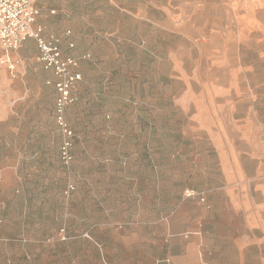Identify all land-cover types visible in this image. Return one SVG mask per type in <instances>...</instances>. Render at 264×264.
Masks as SVG:
<instances>
[{
    "label": "crops",
    "instance_id": "crops-1",
    "mask_svg": "<svg viewBox=\"0 0 264 264\" xmlns=\"http://www.w3.org/2000/svg\"><path fill=\"white\" fill-rule=\"evenodd\" d=\"M103 1L107 2L109 9L97 4L94 6L93 0L88 5L92 12L97 10L95 15L107 21L106 26H102L99 41L105 39L107 45L114 40L119 41L118 45L124 44L120 49L123 51L126 42L122 29L112 25L115 19L123 20V7L116 0ZM139 1L146 3L147 11L154 9L153 0ZM146 18L150 21L148 16ZM145 24L150 25L149 22ZM155 27L159 31L156 39L162 44L174 36L160 26ZM70 42L73 41L68 38V46L62 43V48L66 53L79 56L77 51L67 49ZM24 44L20 49L23 56L34 53L32 40L28 39ZM180 49L185 51V42ZM144 50L140 56L144 60L140 59L137 67L127 68L121 59L125 52L113 63L115 55L108 53L105 56L112 65L109 69L114 77L110 91L113 110H118L117 115H121L120 124L116 125L112 135L115 150L112 163L115 167L109 174L113 181L109 188L115 193L106 198L114 199L112 217L104 218L102 215L104 182L95 117L89 127L91 142L94 141L97 147L96 173L91 185L93 191L83 202L86 206L84 212L66 219L59 230L54 229V239L58 242L54 244L56 254L51 264H61L58 261L60 248L66 245L60 239L63 227L72 237L84 238L94 234L99 239L106 233L115 235L119 247L123 252H129L130 261L134 264H264V255L256 253L258 240L250 238L251 234L256 235L258 226L264 224V185L257 191L252 188L242 156L244 149L264 148V103H261L264 93L257 91L259 86L255 85L248 67L242 63H221L204 53L198 66H186L170 56L167 59L169 71L160 66L159 63L164 61L160 56ZM215 54L219 55V52L215 50ZM149 57L151 66H148ZM38 67L44 72V78L37 95L39 102H30L32 121L29 129L33 132L24 147L19 145L17 137L10 143L0 138V264H10L11 260L14 264L23 263L22 247L12 242L21 236L25 221L21 195L26 193L27 187L34 188L37 179L30 176L33 179L26 182L22 164H31V169L35 170V164L42 161L46 168H50V163L55 160L54 147L59 148L61 142L54 113L56 90L53 84L47 83L55 77L41 61ZM5 69L0 66V123L16 116L13 107L17 97L5 76ZM80 70L83 78L81 65ZM176 81H180V89L176 88ZM80 86L78 83L75 90L79 101L69 106L78 111L79 120L83 115L81 108L86 106ZM260 88H264V83ZM129 98L135 100L132 102ZM37 104L39 110L34 109ZM37 112L41 114L40 118ZM19 130L15 123L13 131L16 136ZM180 141L185 146L191 142V149L200 146L199 152L215 151L217 159H209L204 165L194 161L180 164L173 160L178 149L176 144L179 145ZM186 149L183 154L187 155ZM165 156L167 161L163 160ZM250 160L257 163L256 179L260 178L264 175L261 171L264 161L259 157ZM52 176L50 169L46 180L50 186L53 185ZM189 189L199 194L187 196ZM12 211L14 215H11ZM36 246L31 248V252L40 249Z\"/></svg>",
    "mask_w": 264,
    "mask_h": 264
},
{
    "label": "rangeland",
    "instance_id": "rangeland-1",
    "mask_svg": "<svg viewBox=\"0 0 264 264\" xmlns=\"http://www.w3.org/2000/svg\"><path fill=\"white\" fill-rule=\"evenodd\" d=\"M116 1L123 7L124 18L121 22L115 19L112 25L122 29L126 42L123 51L120 49L124 44L118 45L119 41L114 40L112 44L108 45L105 44V39L99 41L107 21L103 18L100 19L97 14L95 15L97 10L92 12V8L88 7L91 0H36V4L42 10L40 22L43 27L45 26L46 32L64 35L62 43L65 46H68V38H71L75 46L68 47V50L77 51V55L91 52L92 58L81 62L84 79L80 82V91L86 99V106L81 108L82 118L79 120L78 111L75 112L70 109L71 107L67 112L69 123L76 133L73 145L74 161L70 166H64L61 162L59 148L56 146L54 147L55 160L50 163V168L48 166L46 168V164L42 161L35 164L37 166L35 170L31 169L33 166L31 164H22L25 181L30 183L33 179L29 178L30 176H36L37 179L36 186L32 189L27 187L26 193L21 195L24 201L25 221L24 224L22 223L21 236L12 242L22 247V264H51L53 256L56 254L54 244L58 242L54 239V229L59 230L66 219L75 218L86 208L83 202L86 201V198H90L89 194L93 191L92 180L96 173L94 168L96 167L97 147L94 141L91 142L89 130L95 117L99 130V164L102 182H104L102 190L104 192V194L102 193L104 213L102 215L104 218L112 217L111 205L114 199L106 198L115 193L109 188L113 184L109 174L115 167L112 163L115 151L112 142L113 130L116 125L120 124L121 115H117L118 110H113L114 103L110 91L114 77L109 69L112 65L108 60H105L108 53L115 55L113 63L114 59L125 52V56H122L121 59L128 68L132 65L137 67L140 64L139 60H144V58H140L143 49H146L144 51L151 50L164 60L159 63L160 66L169 71L170 65L167 59L170 56L176 61L179 59L186 66H198L202 55L206 53L221 63L238 62L248 67L255 85L259 86L257 91L264 93V88H260L264 83V0H153L155 6H152L154 9L150 11H147L144 1ZM93 2L94 6L97 4L106 9L110 8L106 1L93 0ZM52 10L55 12L52 13ZM146 15L150 21L146 20ZM145 21L150 25L146 26ZM155 26L170 31L174 36L168 40V43H160L156 39L159 31ZM68 30L71 33L66 35ZM30 40L35 44L33 39ZM184 42L185 51H181L180 45ZM35 47L36 44L31 47L34 48V53L31 55L23 56L20 52L21 48L14 52L15 55L21 57V63L15 76H12L4 66L7 69L5 76L10 80L9 85L15 90L17 100L13 107L16 116L8 117L0 123V138L10 143L17 137L19 145L22 147L26 145L33 132L29 129L32 121L30 102L31 100L34 103L39 102L40 98L38 99L37 95H39L38 92L44 78V72L38 67V54L35 55ZM215 50L219 52V55L215 54ZM151 62L152 59L149 57L148 66H151ZM176 82V88L180 89L182 86L180 81ZM134 100V98H129V101L133 102ZM89 103L90 105H88ZM261 103H264V99ZM34 109L39 110L38 104ZM147 109L150 108L147 107ZM37 114L40 118L41 114L39 112ZM15 123L20 128L17 136L13 131ZM180 123L186 124L185 121ZM161 126L162 128L165 126L163 119ZM37 131L41 132L40 129ZM41 139V137L38 138L39 141ZM181 144L184 143L180 141L179 145L176 144L178 149H176L177 154L173 159L180 164L194 161L204 165L205 162L208 163L209 159H217L215 151L211 153L199 152L197 149L200 146L191 149L189 146L191 142L186 146ZM186 148H188L187 155L183 154V151L187 152ZM8 151L10 157L11 149ZM242 153L243 159L246 161L247 180H252V188L257 191L260 186L264 185V175L256 179L258 165L250 159L259 157L261 161H264V148L260 150L247 148L242 150ZM167 159L165 156L163 160L167 161ZM50 169L53 175L52 186L46 183ZM261 171L263 172L264 168ZM68 181L75 182L77 190L65 197L63 192ZM28 189L31 191L29 192ZM11 215H14L13 211ZM36 223L39 225H35ZM109 224L113 223L109 222ZM257 229L256 235L251 234L250 238L258 240L256 253L264 255V224L258 226ZM106 234L99 239L94 234L84 238L73 235L71 239L62 241L66 245L63 244L60 248L61 256L58 261L61 264H134L130 261L129 252L125 253L119 247L120 243L116 240L115 235ZM34 243L39 245H33ZM34 246L40 249L31 252V248ZM10 264H14L12 260Z\"/></svg>",
    "mask_w": 264,
    "mask_h": 264
},
{
    "label": "built area",
    "instance_id": "built-area-1",
    "mask_svg": "<svg viewBox=\"0 0 264 264\" xmlns=\"http://www.w3.org/2000/svg\"><path fill=\"white\" fill-rule=\"evenodd\" d=\"M55 12V10H52ZM42 10L36 5V0H0V66H6L12 76L16 75L21 57L14 52L22 48L28 39H33L38 49V59L44 68L53 71L54 80L47 83L53 84L56 90L55 100V120L58 131L61 133L60 158L62 164L70 166L74 161V138L75 130L67 118V108L79 101V96L75 90L82 78L80 65L82 60L92 58L90 52H85L79 56L66 53L62 48L63 36L54 32H46L45 26L40 23L39 18ZM71 33L70 30L66 35ZM72 48L75 43L70 42ZM64 196H70L76 191L75 182L68 181ZM199 194L194 189L186 192L187 196ZM202 201L205 198L202 197ZM62 241L72 238L68 235L66 228L60 229ZM89 236V234H86Z\"/></svg>",
    "mask_w": 264,
    "mask_h": 264
}]
</instances>
